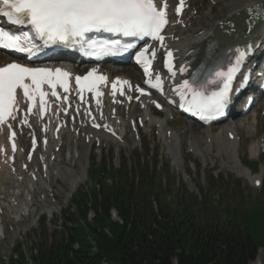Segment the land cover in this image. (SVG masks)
I'll use <instances>...</instances> for the list:
<instances>
[{"label":"bare ground","instance_id":"obj_1","mask_svg":"<svg viewBox=\"0 0 264 264\" xmlns=\"http://www.w3.org/2000/svg\"><path fill=\"white\" fill-rule=\"evenodd\" d=\"M161 1L155 0L158 6L161 5ZM210 1V6L205 12V17L209 14L206 23L197 22L201 16L195 15L193 6H188L180 18L172 17L170 19L165 31V47L175 52L179 67L185 62H189L193 64L191 70L194 69L199 62V54H202L206 46L216 39L215 29L217 26V32H222V35L240 32L246 27L241 23L247 19L249 13L247 9L257 4H264V0H222L223 11L211 18L217 1ZM258 26L253 36L244 42H239L240 40L236 36L228 41L221 40L225 48L227 47L226 54H228L230 62L235 60L237 49L244 50L249 45L253 49L256 42L264 36V20ZM5 62L8 61L0 60V63ZM67 67L70 68L68 65ZM101 68H105L104 71L107 73L114 72L107 66ZM114 73L115 75H112L111 79L118 76L117 80L128 81L130 85H134L140 78L139 72L134 66L133 68L119 67ZM177 81L176 78L167 79L165 83L167 85L177 84ZM124 87L127 89L128 85H124ZM104 102L103 107L94 109L96 113H102V117L97 121L102 127L101 132L86 131L82 118H76L75 121L54 118L52 128L43 130L44 123L39 121L35 113L25 116L28 120L27 124L22 123L25 117H21L17 113L15 120L9 119L7 122L17 132L18 138L14 142L17 145L15 152L12 150V143L10 146L7 145V131L0 126V238L1 232L3 233L5 229V221L12 220L18 223L20 220H24L30 211H33L37 197L40 199L38 202H45V194L52 188V178L58 182V180H65L75 173V165L81 159L83 139L88 137V143H90L100 141L99 138H108L112 142L123 141L125 144L124 136L130 122L135 118L141 119L143 128L157 127L159 136L163 138L167 147L172 164L179 170L182 169V141L180 142L179 134L168 126V120L173 113L170 108H167L164 117H154L147 98L131 102L127 109V104L122 107L114 106L111 102V95H107ZM19 108L21 111L24 110L21 104H19ZM260 119L262 120V116L259 114L256 124L242 119L228 124L222 123L216 131H212L211 127H206L199 132H196V129L188 122L185 124L187 149L195 157L203 160L205 154H209L215 149V156L221 157V168L259 186L264 173V164L261 165L260 173L251 174L250 170L242 163L240 152L245 146L243 134H246V137L252 138L248 145L249 159L260 156V150L264 149V126L260 123ZM106 131L113 132L114 136L107 134ZM119 135H121V139ZM33 137L38 138L35 149L32 148L31 143ZM84 176L83 169H80L79 173H75L70 188L77 181H82Z\"/></svg>","mask_w":264,"mask_h":264},{"label":"snow or ice","instance_id":"obj_2","mask_svg":"<svg viewBox=\"0 0 264 264\" xmlns=\"http://www.w3.org/2000/svg\"><path fill=\"white\" fill-rule=\"evenodd\" d=\"M184 6L185 0H180L176 9L178 14ZM166 8V0L160 7L155 0H0V16L10 24L30 29L16 34L0 27V48L32 56L43 47L78 45L85 55L99 58L131 52L136 48L131 39L151 38L163 45L162 31L168 23ZM247 11L253 20H264V4L254 5ZM92 33H108L117 38L97 39L89 35ZM250 51V45L244 50L237 49L235 62L231 63L227 71H215L212 78L206 81L207 84L216 85L218 90L206 94L205 83L197 86L195 79L192 82L184 80L176 89L182 104H186L189 111H194L204 120L224 116L233 91V82ZM134 55L137 63L143 67L144 74L149 77L146 82L152 88L163 91L161 77L157 75L155 82L152 80L151 68L155 51L150 53L149 48L144 47ZM167 56V67L174 77L176 73L173 71L171 51ZM180 71L184 72L185 69L181 68ZM71 75L61 68L28 67L15 62L0 66V126L7 124L9 119H16L19 111L18 90L22 91L28 104L26 116L33 113L38 100L39 115L42 118L47 111L46 98L49 95L58 100L68 99L67 95L61 97L56 89L59 87L64 93H69ZM246 79L247 77H241V87L245 86ZM106 81L107 77L98 74L96 68H92L86 75L75 77L78 94L86 90L100 96L102 93L98 90V85ZM117 84L121 85V95L124 94L123 85L131 87L128 81L118 79L112 84L113 95L117 91ZM45 86L50 91H45ZM136 91L141 95L146 94L141 88ZM157 107L160 105L157 104ZM22 123H28L26 117ZM8 127L11 129L10 124ZM15 135L12 131L9 139L14 141ZM35 143L34 139L33 145ZM12 150H16L14 142Z\"/></svg>","mask_w":264,"mask_h":264},{"label":"rangeland","instance_id":"obj_3","mask_svg":"<svg viewBox=\"0 0 264 264\" xmlns=\"http://www.w3.org/2000/svg\"><path fill=\"white\" fill-rule=\"evenodd\" d=\"M222 3V0H217V6H214L213 14H219L221 13L220 11H223ZM192 5L197 10V15L203 16L209 5V0L194 1ZM203 18L197 22L202 23L209 17L204 16ZM251 116L252 114L250 118ZM184 122V119L175 116L171 122L169 121V127L179 134L182 141L181 153L183 155L184 169L192 177L199 193H188L183 185L181 188L175 186L173 167L167 160V149L163 147V140L159 138L156 128H153L154 130L149 133L143 132L144 134L140 137V143L136 142L134 149L130 145V143L134 144L133 135L131 137L127 135L125 138L129 146L123 147L119 146V144L115 146L110 143H102L101 147L90 150H94L95 154L89 152L88 146L84 143L81 161L76 163L74 172L79 173L80 169H84L87 172V176L84 180L79 181L73 189L70 188V185L74 181L75 177L73 175L75 176V173L71 175L72 177L69 176L67 179L59 180L58 182L52 179L53 188L48 194L50 196L52 194L54 199L48 197L44 205L39 204L36 207L39 211L49 212L43 209L45 206L50 208V211H55L50 227L47 223H44L43 226L40 222L36 230L30 231L26 236L22 237L23 244H21V247L27 254L26 257L29 264L35 263L32 256L35 255L34 253L37 254L36 249L41 246L47 248L59 244L62 236L59 230L62 228V230L68 231L66 227L73 225L72 219H76L83 214L80 202L85 204V210L88 209L86 205L90 204V198L92 197V195L91 197L88 195V192L99 194L102 187L110 188L113 185V179L125 186H132L139 195L145 197V201L158 199V201L167 204L168 208L173 206L166 202L167 196L170 198L174 196L176 199L180 198L181 201L188 202L189 205L194 206L199 216L202 212L211 215V207L214 206L220 210L215 213H219L221 217H224L226 213L223 212V207L224 205H230L236 216L240 217L241 213L242 224L246 226L255 243L264 244V200L261 198L264 197V179L262 187L255 189L249 184L247 185L244 179L236 178L234 174L220 169V158L215 157L212 153L204 156V164L199 158H195L186 152L187 135ZM193 126L196 132L200 131V127ZM217 127H213V131H216ZM99 139L109 141L108 138ZM248 141L250 140L246 139V143ZM246 152V150L241 151L243 163H249L248 166L255 170L256 164L253 163L254 161L248 160L249 156L247 158ZM255 162H263V158ZM97 174L100 179H95ZM199 197L203 199L201 202L198 201ZM37 200L40 199L37 197ZM37 200L35 201L38 202ZM240 209L241 212L239 211ZM30 221V224H33L34 220L30 219ZM13 225L15 224L13 223ZM8 228L13 229L14 226H9ZM6 233L10 236L8 230ZM0 241V264H14L8 259V255L11 253L10 240ZM16 243L17 240H15ZM3 258L7 260L4 259L3 261ZM259 262L264 264V259L260 261L257 258L251 264H261ZM16 263H20V261Z\"/></svg>","mask_w":264,"mask_h":264},{"label":"trees","instance_id":"obj_4","mask_svg":"<svg viewBox=\"0 0 264 264\" xmlns=\"http://www.w3.org/2000/svg\"><path fill=\"white\" fill-rule=\"evenodd\" d=\"M112 202L121 205L119 213L126 221L131 222L129 229L111 223L110 228L115 238L104 240L100 245L101 252L117 264H170V257L175 249H179L176 254L178 264H248L254 258L255 244L248 235H241L236 227L204 229L188 220L175 222L167 219L154 230L150 219L143 214L131 216V210L126 207L124 200H119L117 194L103 195V211L96 217L100 226L109 224L105 212ZM106 203L108 204L105 205ZM51 257L46 251L42 254V260L46 264H97L99 260V256H89L81 250L73 258H62L60 263Z\"/></svg>","mask_w":264,"mask_h":264}]
</instances>
